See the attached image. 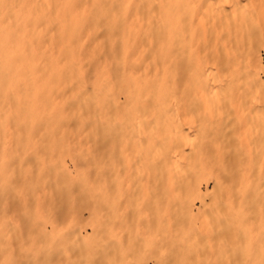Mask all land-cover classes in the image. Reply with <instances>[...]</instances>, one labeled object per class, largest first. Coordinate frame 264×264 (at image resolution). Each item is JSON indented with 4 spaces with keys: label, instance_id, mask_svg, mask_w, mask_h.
Segmentation results:
<instances>
[{
    "label": "bare ground",
    "instance_id": "bare-ground-1",
    "mask_svg": "<svg viewBox=\"0 0 264 264\" xmlns=\"http://www.w3.org/2000/svg\"><path fill=\"white\" fill-rule=\"evenodd\" d=\"M254 1L0 0V264H109L113 259L129 264V255L107 249L120 247L115 225L120 223L116 232L120 229L121 235L126 228L115 221V216H122L118 213L124 202H120L123 190L117 192L119 203L114 197V185L117 190L120 180V188L128 181L126 170L129 173L134 163L127 154L135 140L140 146L135 160L153 162L152 168L146 166L152 170V180L159 179L151 181L150 189L144 173L140 176L150 192L158 186V196L153 193L158 199L152 198L157 199L158 210L150 201L154 208L145 205L151 213H143L151 216V224L143 221L149 228L157 216L153 220L159 240L157 264H226L231 257L234 264H264L260 248L264 246L260 191L264 181L259 185L264 151L254 146L263 140L252 133V140L258 142H252L251 151L245 139L247 121L264 118V99L261 103L255 92L260 61L254 50L248 61L239 58V11L246 6L254 14ZM240 70L247 72V78ZM184 88L192 92L186 112L180 104ZM247 100L250 107L245 113ZM169 118H183L185 126L188 118L190 128L191 118L194 124L195 118H203L198 125L206 118L207 128L213 122L217 125L215 118H240L236 124L241 127L246 121L248 126L243 123L245 132L239 140H246L248 150L235 149L237 156L233 147H227L231 156L224 154L228 139L223 138L226 132L220 133L219 127L225 129L222 120L215 131L220 130L223 143L216 139L217 133L213 135L225 152L209 150L206 133L208 150L195 134L187 148L180 139L188 138L182 134L180 119L177 129L174 121L167 124ZM250 122L257 126V121ZM233 125L230 133L235 135L237 125ZM202 129L193 131L201 137ZM202 166L210 171L213 193L200 195ZM147 188V196L140 194L142 199L139 190L136 197L122 192L125 209L130 201L135 204L134 198L148 200ZM198 195L210 214L201 209L199 215L201 207L194 213ZM206 196L213 204L209 198L205 201ZM208 201L209 206L214 201L218 205L215 217ZM82 207L88 210L87 220L81 217ZM138 215L132 216L135 221H140ZM139 221H133L139 230L125 221L131 228L125 229L126 237L133 236L129 232L133 229L140 231L139 237L145 236Z\"/></svg>",
    "mask_w": 264,
    "mask_h": 264
},
{
    "label": "rangeland",
    "instance_id": "rangeland-1",
    "mask_svg": "<svg viewBox=\"0 0 264 264\" xmlns=\"http://www.w3.org/2000/svg\"><path fill=\"white\" fill-rule=\"evenodd\" d=\"M243 1H245V0H243ZM264 0H255L254 1V5H253V8H254V14H250L248 11H247V7L246 6H244V7H242V9L239 11V58H241L243 61H248L249 59H250V51L251 50H254L255 51V54H256V57L258 58V60L260 61V68H259V70H258V72H257V74H256V76H257V78H258V80H257V82H256V84H255V92L257 93V95L258 96H260L261 95V99H260V101H261V103H262V98L264 99V11L263 10H261V9H264ZM250 14V15H249ZM253 16V19L251 20V17L250 16ZM245 74H244V73ZM239 73H243L242 75L245 77V78H247L246 76H247V72H245L244 70H240L239 71ZM242 90L244 91H247L246 90V88H242ZM192 96V92H191V90L190 89H188V88H184L183 89V91H182V93H181V96H180V104L183 106V108H184V112H186V108H187V106L190 104V101H191V97ZM245 103H246V106H247V110L245 111V113L248 111V109H249V107H250V101H245ZM244 113V112H243ZM174 118H172V119H170L169 118V122L167 123L168 125H170V126H172V123L174 124V122H175V127H177V129H180L179 127H178V124L179 123H181L180 125H181V128L184 126V128H182V129H184L182 132V134H184L185 133V139L187 140V142L185 143V141H184V135H182L181 137H183V138H180L181 140H182V142L184 143V146H186L187 147V145H188V147H189V137H192V135H194L195 134V136H197L198 137V141H200V142H198V143H201L202 145H204V147L207 149V144H209V142H210V146L208 145V149L209 150H211V149H213V150H211V151H214V152H220L219 150H221V152H225V151H227V153L225 152L224 154H228V150L229 149H231L232 147V150L234 149V153H236V155L238 156V153H237V151H240V150H243L244 148H246V150H248V148H247V144L245 143L246 142V140H247V143L249 144V150H255V149H260L261 148V146H262V148H263V151H264V137L262 136V134L264 135V132L263 131H261L260 130V126H262V129H263V127H264V118H257L260 122L263 120V122L261 123L262 125H258V124H260V122L256 119V121L258 122V123H256L257 124V126L254 124L256 121L253 119V118H248L250 121H251V119L254 121L253 122V126H254V129H252V130H250L251 128H253V126L251 125L252 123L248 120L247 122H249V127H250V125H251V128H246V129H248V130H246L247 131V133L245 134V139L246 140H244V142H243V140H239V138L241 139V137H243V135H244V132H245V129L243 128V126H244V122H246V121H243V119H247V118H241V120L243 121L242 122V128L238 125L239 124V122L240 121H238V120H240V118H236V119H233V121H231L230 120V118H229V120L227 119V118H213L214 120H215V123L217 122V125L215 126V129L214 128H212L211 127V125L213 126V124H214V122L211 124H209V127L210 128H207L208 126V124L206 123V118H204V122H203V125H201V124H196V122L197 123H199L198 121L200 120V121H202V119H200V118H198V120H197V118H195V120H196V122H195V124H194V118H191L192 119V124H191V128H190V125H189V122H188V118H186V119H184L185 120V122L187 123V127L185 126V125H183L182 124V122L181 121H183V118H182V120H181V118H178V119H175V120H173ZM179 119H180V122L178 123L176 120H178L179 121ZM190 119V118H189ZM208 120V119H207ZM223 121V122H220V121ZM174 121V122H173ZM226 121H227V123H226ZM228 121H230L231 123H228ZM237 121H238V124H236L237 123ZM208 122H210V120H208ZM219 122L221 123V125L220 126H223V127H225V129H227V131L224 129V131H223V129H222V127H219L218 125H219ZM185 123V124H186ZM191 123V122H190ZM222 123H223V125H222ZM225 123V124H224ZM241 123V122H240ZM244 123V124H243ZM207 124V125H206ZM228 124H231V129H229L228 128ZM232 124H234V125H237L235 128V135H234V132H233V134H231L230 132H232V129H233V127H232ZM194 125V126H193ZM199 126V127H196L195 129L193 128V127H195V126ZM204 125H206L205 126V128L206 129H204ZM225 125V126H224ZM241 125V124H240ZM246 125H247V123L245 124V127H246ZM213 126V127H214ZM219 127V129L221 130H219L218 128H217V132L215 131L216 130V127ZM230 126V125H229ZM238 126L242 129H240V128H238ZM248 126V125H247ZM259 126V128H258V132L257 131H255L254 132V130H256V128ZM187 128V130L188 129H190V130H192V132H194V133H192L191 131L189 132V130H188V134H190V133H192L191 135H188L187 133H186V131L187 130H185L186 128ZM256 127V128H255ZM198 128H199V130H201L202 128V130H204V131H201L203 134L201 135V137L199 136L200 134H196L197 132L196 131H193V130H197V131H199L198 130ZM181 129V130H182ZM207 129H209V130H207ZM211 129H212V131H211ZM214 129V130H213ZM237 129H238V136L237 137H234L233 138V136H236V132H237ZM234 130V129H233ZM240 130L242 131V132H240ZM264 130V129H263ZM208 131V132H207ZM210 131V132H209ZM220 131V133H222L221 135H223L225 132L227 133L226 135H223V138H225V136L227 137V139H228V141H230V143L231 144H233V145H231V144H229L228 143V141H226V138H225V141H226V143L224 142V146L226 145V147H223V142L222 141H224V139H221V141H220V139H219V137L221 138V135L218 133ZM260 131L262 132L261 134H260ZM200 132V131H199ZM213 132V133H212ZM205 133L207 134L206 136L207 137H210L209 138V140H208V143L206 144V141H207V138H204V137H206L205 136ZM209 133H210V136H208L209 135ZM211 133H212V137H211ZM216 134L217 133V135H219L216 139L218 140V141H220V142H222L220 145H218L219 143H217L216 141H215V137L217 136H214L213 134ZM228 133H230V135L228 134ZM249 133H251V134H249ZM252 133H253V135H252ZM256 133V134H255ZM186 134H187V136H186ZM247 134H249V135H247ZM258 134V135H257ZM241 135V136H240ZM259 136L258 137V139L257 138H253V140H252V136ZM261 135V136H260ZM132 137H130V143H131V141L132 140H134V137H133V135H131ZM213 136H214V141L212 140V138H213ZM247 136H250V137H247ZM194 137V136H193ZM197 137H196V140H197ZM200 137V138H199ZM202 137H203V139H202ZM230 137H232V139H234V140H232V139H229ZM132 138V139H131ZM236 138H238V140H239V142H240V145L238 144L239 142H238V140H237V142L235 141L236 140ZM248 138H250L252 141H250ZM136 139V138H135ZM191 139V138H190ZM194 138H192L191 139V141H193V142H195V140H193ZM203 140V141H202ZM261 141V140H263V141H261V142H263V144L262 145H259V144H261V143H259L258 141ZM215 143H213V142ZM249 141V142H248ZM255 141V142H254ZM133 143H131L130 144V148H129V152H128V154H127V159H130V163H134L135 165H139V166H135L134 164H130L129 166H131V169L132 168H134L133 170H131L130 169V171H132V173L129 171V173H130V175H131V177H133V178H128L130 175H129V173H128V170H126L127 171V175L126 174H124V168L123 167H121L120 165V168H121V171L123 172H120V170H119V172L121 173V174H123L124 175V178L123 179H125V177L127 176V180L128 181H132V182H128L126 179H125V182L127 181V183H125V184H123V186L120 188V186H121V184H119L120 183V181H123V180H120V179H118V180H120L119 182H118V187L117 188H119V189H117V190H115V188H116V185H114V191H115V193H114V197L115 198H117L118 197V195H119V191L121 190H123L122 192H124L125 194H128L129 192H131V194L133 193L134 195L133 196H131L130 195V193H129V195H130V197H136V194H138L139 193V199L141 198V196H140V194L142 195V198H143V196H147V194L145 195V193H147L146 191H145V188H147L145 185V183H143V181L141 180V178H140V176L141 177H143V179L144 178H146L144 181H147V186H149V188L150 189H152V184L155 182V181H158L159 179H157L158 178V176H156L155 174V171H156V168L154 169L155 171H154V175L157 177H155L154 179H156V180H152V177H153V175H152V170H151V168H152V166H154V165H152V163L149 165V162H148V164H147V162L144 164V163H142L141 161H137V160H135V153L137 152L138 153V149H139V145L138 144H136V142H137V140H135V141H132ZM192 142V143H193ZM211 142L213 143V145L214 146H216V149H214V146H212L211 145ZM233 142H236V143H233ZM252 142H254V143H256L257 144V142H258V146L257 145H254V143H252ZM188 143V144H187ZM217 143V144H216ZM244 143V144H243ZM205 144H206V146H205ZM237 145V147H236V145ZM245 144H246V146H245ZM251 144L252 145H254L255 146V149H252L253 147L251 146ZM231 145V146H230ZM133 146H135V148L133 147ZM139 146V147H138ZM219 146H220V148H219ZM223 148H222V147ZM241 146V147H240ZM244 146V147H243ZM256 146L258 147V148H256ZM185 147V148H186ZM187 147V148H188ZM227 147H229V149L227 148ZM235 147V148H234ZM250 147H251V149H250ZM219 148V149H218ZM224 149V148H226V150L224 151H222V149ZM241 148V149H240ZM207 149V150H208ZM228 149V150H227ZM237 151H236V150ZM232 150H231V152H232ZM210 151V152H211ZM135 152V153H134ZM234 153L232 154V156L234 155ZM131 154V155H130ZM135 154V155H134ZM219 154H222V153H219ZM228 155H230L231 156V153L230 154H228ZM225 156V155H224ZM132 159H131V158ZM234 157V156H233ZM232 157V158H233ZM133 158H134V160H133ZM136 159H137V157H136ZM234 159V158H233ZM232 159V160H233ZM234 160H236V159H234ZM233 160V161H234ZM129 161V160H128ZM139 162V163H138ZM236 162V161H235ZM235 162H233V163H235ZM137 163V164H136ZM129 164V163H128ZM142 164V165H141ZM154 164V163H153ZM237 163H235V165H236ZM132 165H133V167H132ZM144 165H145V169H142V167L141 166H143V168H144ZM146 165H148V166H150V167H148V166H146ZM136 168H135V167ZM237 166V165H236ZM139 167V168H138ZM146 167H147V169H146ZM119 168V169H120ZM128 169L130 168V167H127ZM140 170V168H141V173H140V171L138 170V169ZM149 168H150V170H149ZM154 168V167H153ZM263 169H264V164H263ZM136 170V171H135ZM144 170V171H143ZM148 171V174H149V176H148V174H147V176L148 177H146V171ZM137 172V173H136ZM263 172H264V170H263ZM142 173H144V175L142 176ZM137 175V176H133V175ZM120 175V174H119ZM126 175V176H125ZM139 175V176H138ZM262 175V177L264 178V175L263 174H261ZM121 177H122V175H120ZM136 177V178H135ZM138 177V178H137ZM149 177H151V178H149ZM261 177V179L262 180H260L261 182L259 183V185H261V184H263L264 182V179ZM140 178V179H139ZM149 178V179H148ZM135 179V181L136 182H133V180ZM138 181H137V180ZM198 179H199V181H198V184H199V190H200V195H202L203 193H205V192H212L213 191V180H212V178H211V176H210V171H209V169H208V167H206V166H202L201 167V169H200V171H199V173H198ZM141 180V181H140ZM153 183H152V182ZM117 182V181H116ZM115 182V184H117ZM137 182H140L139 183V185H137L136 183ZM150 182H151V184H150ZM263 182V183H262ZM133 183V184H132ZM135 183V184H134ZM142 183V184H141ZM158 184H159V182H157ZM141 184V185H140ZM157 184V185H158ZM136 185H137V188H136ZM142 185H144V187H142ZM124 186H126L127 187V189L125 190V188L126 187H124ZM135 188H134V187ZM139 186V187H138ZM140 186L143 188V190H142V193H140V191H141V189H140ZM155 186H156V184H155ZM157 188H158V186H156ZM155 187V188H156ZM123 188V189H122ZM149 188H147L146 190H150ZM157 188L154 190L155 192H156V195L158 196V192L156 191L157 190ZM264 186L263 185H261V188H260V191L261 190H263V193H264ZM138 190H139V192H138ZM129 191V192H128ZM154 191H152L151 190V192H152V195H153V193H154V195H155V192ZM117 192H119V193H117ZM120 193V194H123L122 195V197H121V199L118 197L117 198V201H118V203H119V201L120 202H124L125 203V200H126V196H124V193ZM138 192V193H137ZM150 192V191H149ZM148 192V193H149ZM151 192L148 194V197H149V199L148 200H146V201H144L145 203H148V204H144V205H142L141 203H144L143 202V200L140 202L139 201V199H135L134 198V200H135V204L133 205V203H134V201H130V197H127V199L130 201V203H132V205L131 204H129V202L128 201H126L129 205L128 206H126L127 205V203L125 204V206L127 207V209H125V207H124V203H123V205H122V203H120L121 205H122V207H120V209L121 208H123V211H119L121 214H119L118 213V216L119 215H122L121 216V218L123 217V215L125 216V218H126V216H127V218H126V220L125 219H121V218H119V220H118V218H116V216H115V221L117 222H121L122 224L120 225L121 227H124V226H126V228L125 229H131L129 226H131L132 224L134 225V222L135 223H137L138 221H139V218L135 221V217L133 218L132 216L134 215V216H137L138 214L137 213H139L140 215H138V217L139 216H141V219H140V221L142 222V224H140L143 228H142V231H144L143 229H145V231H144V233H145V236H140L139 237V235H140V231H135L134 229V226L136 225V230L138 229L137 227V224H135L134 226L132 225L131 227L132 228H134L133 230H131V231H129L131 234L130 235H133V236H129V237H126L127 235H129V233H126L125 231V229H124V231H123V228H122V231L124 232V235H123V232H122V235H121V230L119 229L118 230V232H116V229L117 228H119V224H117V225H115V226H117V228L114 230L115 231V240L116 239H118L119 241H120V247H119V249L116 247V246H114V249H111V248H109V249H107V250H111L110 252H112L113 251V253L115 254V255H122V254H127V255H129L128 256V258H129V264H157V252H156V250H157V246H159V245H157L156 246V244H158L157 242L159 241L158 240V237H156V233H157V230H155V224H154V222L155 221H153L154 220V218H156L157 216H154L155 214H153L152 215V217L154 216V218H153V220H152V225L154 226H152L151 225V227L149 228L148 226H145L146 224H148L149 225V223L151 224V222H149V221H151V216L150 215H148L149 213H147L146 215H148V217H143V213H146V211H147V209H151V208H154V205H157L156 203H158V201H157V197H155L154 195L153 196H149L150 194H151ZM214 192V191H213ZM212 192V193H213ZM117 194V195H116ZM117 196V197H116ZM121 196V195H120ZM263 196H264V194H263ZM123 197L125 198V199H123ZM138 198V197H137ZM141 198V199H142ZM146 198V197H145ZM152 198H157L156 200H152ZM208 198L210 199L209 201H211V203H212V199H211V197H205V201H207L208 200ZM263 198V201H262V203L264 202V197H262ZM262 198L259 200L260 202H261V200H262ZM120 199V200H119ZM122 199H123V201H122ZM132 200V199H131ZM116 200H114V202H115ZM117 201H116V203L115 204H117ZM150 201H151V204H153L152 203V201H154V205H152L151 206V204L149 205V203H150ZM209 201L208 202H206V204H207V206H209V205H211V203L210 204H208L209 203ZM217 203L219 204V206L218 205H216V207L218 206V208L217 209H219V207L221 208V205H220V202L217 200ZM215 201H214V205L215 204H217ZM213 204V203H212ZM145 205H149V206H147V209L145 208ZM213 205V207L212 206H209L210 208H211V215L213 216V217H215L214 215V210H215V206ZM260 205H262L261 203H260ZM263 205H264V203H263ZM262 205V206H263ZM117 206H119V205H117ZM151 206V208H148V207H150ZM172 206V205H171ZM257 206V205H256ZM201 207V208H200ZM203 206L201 205V197L198 195L197 197H195L194 198V200H193V209H194V213H197L198 211H199V209L198 208H200V211H199V215H201L202 214V211L204 212V211H207V212H209L208 210H206V208L204 207V208H202ZM215 207V208H214ZM259 207H261V206H259ZM157 208H159L158 207V205H157V207H155V210L157 209ZM263 208H264V206H263ZM201 209H202V211H201ZM146 210V211H145ZM147 211V212H150V211ZM154 210V209H153ZM158 210V209H157ZM156 210V211H157ZM261 210L264 212V209H262L261 208ZM81 217L83 218V219H85V220H87L88 219V215H89V213H88V210L86 209V208H81ZM216 211V210H215ZM114 212H116V205H114ZM122 212L123 213H125V214H122ZM154 212V211H153ZM207 212H205V215H208L209 216V214H210V212H209V214L207 213ZM134 213H136V214H134ZM151 213V212H150ZM158 214V212H156V215ZM214 214V215H213ZM115 215H117V213L115 214ZM145 215V216H146ZM150 216V217H149ZM207 217V216H206ZM133 218V220H132V222L130 221V219H132ZM137 218V217H136ZM143 218L145 219V218H148L147 220L145 219V220H143ZM210 218V219H209ZM208 219L209 220H211L212 219V217H209ZM150 219V220H149ZM124 220V221H123ZM149 220V221H148ZM215 219L213 218L212 219V221H214ZM128 222L129 223V226L127 227V224L125 225V223L126 222ZM134 221V222H133ZM139 221V222H140ZM146 223V224H144V222ZM124 222V223H123ZM132 224H131V223ZM140 222V223H141ZM148 222V223H147ZM131 224V225H130ZM139 224V223H138ZM122 225H124V226H122ZM139 225V226H140ZM153 227V229H151ZM85 232L86 233H90L91 232V228H90V226L89 225H86L85 227ZM140 228V227H139ZM148 228L150 229V231H148ZM213 229V228H212ZM139 230V229H138ZM141 230V229H140ZM152 230V231H151ZM154 230L156 231V233L154 232ZM135 231V232H134ZM127 232H128V230H127ZM139 232V233H138ZM143 232H141V234H142ZM126 234V235H125ZM135 236V237H134ZM133 237V238H132ZM141 237L142 238H145L146 240L143 242L142 240H141ZM131 238V239H130ZM116 241V243L117 242H119V241ZM126 240L128 241V240H133V241H130V243L129 244H127L126 243ZM129 242V241H128ZM262 242L264 243V241L262 240ZM126 243V244H125ZM263 243H261L262 245H264ZM260 244V246H262ZM130 246V248H128L129 246ZM156 246V247H155ZM263 247L264 246H262V247H260V248H262V250H264L263 249ZM129 249V251L128 252H126V253H123L124 251H125V249ZM156 248V249H155ZM127 249V250H128ZM261 250V251H262ZM109 251H107V253L109 252ZM131 251V252H130ZM260 251V249H258V253H260L259 252ZM109 252V253H110ZM263 252V251H262ZM264 254V252L262 253V255ZM260 256V255H259ZM228 257H229V255H228ZM264 257V256H263ZM230 258V257H229ZM234 258H233V260H232V257L229 259V260H227L226 261V264H234ZM109 264H119L118 263V259H113V262H110Z\"/></svg>",
    "mask_w": 264,
    "mask_h": 264
}]
</instances>
